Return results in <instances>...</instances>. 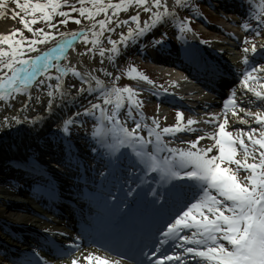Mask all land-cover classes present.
Returning a JSON list of instances; mask_svg holds the SVG:
<instances>
[{
	"label": "snow or ice",
	"instance_id": "1",
	"mask_svg": "<svg viewBox=\"0 0 264 264\" xmlns=\"http://www.w3.org/2000/svg\"><path fill=\"white\" fill-rule=\"evenodd\" d=\"M177 6L196 7L189 0H174L172 5L168 0H0V17L7 13L22 25L0 32V109L14 110V114L2 116L0 131L21 124L35 129L45 115L74 104L79 110L62 117L58 131L67 139L74 126L92 119L90 142L94 146L89 150L108 157L109 163L124 158L132 161L128 171L135 179L128 181L127 197L135 192L139 200L151 194L150 203L155 205L160 192L151 183L144 188L146 179L156 184L181 183L187 190L185 200L155 230L151 243L136 246L131 257L135 264H264V64L250 60L248 53H257L252 36L243 38L251 46L244 47L240 57L244 68L239 98L235 92L229 95L221 113L206 111L185 117L177 109L175 122L163 127L159 120L166 116L149 118L141 110L139 93L143 89L118 86L121 72L104 66L108 61L116 68L117 59L129 47L163 48L167 32L152 34L157 28L173 25L179 38L186 40L190 17L180 18ZM247 7L249 18L256 23L246 19L242 26L259 36L264 30V0H247ZM69 21L84 26L60 31ZM38 24L43 26H34ZM77 40L82 42L81 49L74 47ZM69 50L79 57L70 59ZM68 74L78 83L66 84ZM123 74L154 84L134 65ZM42 95L47 97L45 115L30 114V110L35 112L32 104H40ZM81 97L86 106L80 103ZM230 116L233 122L248 127L229 130ZM253 121L257 126H252ZM187 134L195 138L183 139ZM205 139L208 143L200 146ZM70 150L71 145L66 144V151ZM105 200L115 203L116 197L109 193ZM123 205L121 200L117 207ZM87 235L70 239L60 255L79 251ZM33 257L26 264H48L35 250ZM80 259L73 256L70 264H78ZM82 260L84 264H121L124 256L118 254V259L110 260L88 252Z\"/></svg>",
	"mask_w": 264,
	"mask_h": 264
},
{
	"label": "bare ground",
	"instance_id": "2",
	"mask_svg": "<svg viewBox=\"0 0 264 264\" xmlns=\"http://www.w3.org/2000/svg\"><path fill=\"white\" fill-rule=\"evenodd\" d=\"M174 0H168L169 3L173 2ZM224 26H229L230 24H228V22H223ZM12 28H14V21L12 19L8 18V14L6 13L5 16L0 17V32L3 31H10ZM57 39H59V37H57ZM262 44L264 45V42H262ZM194 52L192 54H190L189 52H192V49H190L188 52L184 51L183 56L185 57L186 60H190L191 63L196 62L198 63H204L205 65L209 66L210 68L213 69L212 73H216L219 69V67L217 66V63L214 62H210L209 59H211L210 55H202L201 52H205V49H201V52L199 50V48H202V45L200 44V41L198 40L197 37H195V44H194ZM164 46L166 47V45L164 44ZM163 46V48H159V49H150L149 53L151 55V57L155 58V59H160L163 58V50L167 49ZM213 46L216 49H222V46L219 44H213ZM74 47L76 49H81L83 47L82 42L77 40L74 42ZM198 48V49H197ZM41 50H43V46H41ZM71 52V50H69ZM73 57H79V53L78 52H71L70 55V59ZM85 61V64H87L88 67H91V64H88L87 62V58L84 57L83 58ZM226 61L228 62V65H231L233 68L236 67V64H234L233 62H231L230 57L229 56H225ZM216 60V59H215ZM75 63V61H73ZM105 63H107V61H105ZM92 64H96L97 67L99 66L96 62L95 59H93ZM105 66V64H104ZM76 67L77 68H81L82 66L79 63H76ZM166 68L165 71L167 72L168 75H170V78H172V81H176V84H174V86L180 91L181 94H183V92L188 91L189 96L191 97H196L197 99L204 101L205 99L203 98V96L199 93L196 92V88H193V86H196L195 84H193V86H188L186 83V79L188 77V72L185 71H178L176 69H173V67H168L165 66ZM179 69V68H177ZM237 67L236 69H231L234 71L236 77V90H237V96H240V93L242 91L241 89V85L239 83V77L241 75V73H239L237 71ZM69 78H74L71 77V74H68V76H66L65 78V83H69L68 80ZM228 78V77H227ZM213 82V81H212ZM74 91V89H73ZM179 94V93H178ZM249 97L251 96V94H248ZM169 99H172V97L174 96H170L169 94H167ZM166 96V97H167ZM165 95H162L161 97V103L163 105L167 104L166 100L164 99ZM47 97L42 95L41 98V103L40 104H32V108L35 109V112H32L30 110V114L35 115L38 114V110H40L42 108L41 105H45ZM81 99V98H80ZM75 105L73 104L72 107H74ZM69 107V106H68ZM61 110L59 108L55 109V113L53 115H45L44 113L41 115H45V119L41 122V124H39L35 129H33L30 125L27 124H21V125H14L13 126V130L9 131L7 129L0 131V169L4 170L7 169L9 171L13 170V171H18L20 173H22V175H26L25 171H28V173L32 174V173H36L38 170L34 169V167H32L31 165H28L26 163L25 160H22V155L25 154L26 152H28V147L29 145H31V143H35L38 142L40 137L39 133H41V129H44L45 126H47L48 124H51L52 122L55 121H60L62 117H65V113L67 112V108ZM219 108V107H218ZM221 108H219L220 110ZM253 110H255V107H253ZM12 115L14 114V110L12 109H0V119H2L3 115ZM243 113H241L242 115ZM230 119V123L233 125L234 128L236 127H244L247 128V125H243L240 123H235L232 121L231 116L229 117ZM200 127H205L207 128L208 125H199ZM252 126H257L255 125V122L253 121ZM40 131V132H39ZM39 132V133H36ZM54 137V136H53ZM84 141H78V143H70L71 145V150L69 151V153L71 155H74V157H76V159H79L81 157H86V156H91L94 157L98 160H104V162L109 163L108 161V157L104 156H96L94 153H92L89 149L90 146H94V144H91L90 142V137L89 138H85L83 139ZM51 142V141H50ZM57 139H55V143H57ZM247 142V141H246ZM208 143V141L206 142V144ZM43 146V145H42ZM40 149H42L44 151V149L42 147H40ZM40 151L39 149L35 150V152ZM25 157V155H24ZM127 163H131L132 161L129 158H124L121 161H116L114 162V165L117 166L118 164L120 166H122V164L127 166ZM118 165V166H119ZM28 178H31L28 176ZM165 184L168 186L166 187ZM164 185H158L154 182V186L159 187L160 189V196L161 197H167L169 200V205L171 204H176L179 201H184L185 198H182L179 194H180V190H174V188L170 187L168 183H165ZM162 186V187H160ZM0 192L4 193L5 195H0V197L6 198L9 197L11 200L13 201H19V206L26 208L28 205H31V207L33 209H36V207L32 206L33 202L29 201L28 199H23V195L21 192H16L14 193V191H7L2 190V188H0ZM53 197V196H52ZM57 201L61 202V197L59 196V198L57 199ZM168 205V206H169ZM4 208H0V222L1 224H3L5 226L6 231H11L14 235H16L15 233H18L20 230H28L29 227H34L35 224H33V221L31 217L24 215L23 213H21L19 210L17 211H13V210H7L6 212L4 211ZM13 211V212H11ZM6 223V225H5ZM10 224H14L17 226H13V225H9ZM36 229V228H34ZM19 230V231H18ZM19 235V234H18ZM7 244L9 246L15 245L13 241L9 240L7 241ZM19 247V245H18ZM71 258L68 259H64L62 262L60 263H54L51 262V264H70ZM49 264V263H48ZM78 264H84L83 260L80 259L78 261Z\"/></svg>",
	"mask_w": 264,
	"mask_h": 264
},
{
	"label": "rangeland",
	"instance_id": "3",
	"mask_svg": "<svg viewBox=\"0 0 264 264\" xmlns=\"http://www.w3.org/2000/svg\"><path fill=\"white\" fill-rule=\"evenodd\" d=\"M184 11L190 12V11H192V8L191 9L184 8ZM195 11H197L199 13V15H198V18H196V19L192 18L193 19L192 21L194 22V24H196L195 30L197 33L200 34L202 31L207 30L206 31L208 34L207 37H208L209 41H211V42H213V40L214 41H223L224 38H226L225 41H227V42H231V43L233 42L228 36L224 35V32L220 31L219 28H216V27L211 28L210 27L208 29H205V24L201 23V22H204L205 18L211 19V17H209L207 15V13H204L201 5L197 9L195 7ZM186 14H189V13H186ZM73 15H76V13H73ZM123 16H124V14L122 13L121 17L123 18ZM142 16H143V14H142ZM237 18L238 17H236L235 20L233 21V23L232 24L230 23V24L233 25L237 30V31L235 30V32H237V34H238L237 35L238 41H240V42L243 41L244 34L250 35V36L252 35L254 37L255 35L252 34L251 32H248V34H246V32H245L246 30L242 25H243L244 20H246V19L249 20V22L252 23L253 25L256 22L254 20L250 19L248 14L246 15V17L244 19H242V18L237 19ZM13 21H14V27H21L22 28V25L19 23L18 19L13 20ZM212 22H213V24L218 23L219 25L222 26L223 22H227V21H226V19L223 18V19L218 20V22L216 20L212 19ZM34 26H43V25L38 24V25H34ZM83 26H84V23L77 25L73 21H69L63 28H59V26H58V28L60 31H65V30L70 31L73 29H78V28L83 27ZM161 31L167 32V36L165 37V39L171 38V40H177V45L179 43L183 42V40H184V39L179 38V34L173 25H168V26H165L162 28H157L156 30H154V32L152 34L159 36V33ZM191 31L188 32L186 40H188L189 35H191V33H192ZM24 32H25V35L29 34V33H27L26 30H24ZM262 33H264V32H262ZM177 37H178V39H177ZM56 39H57V37H56ZM186 40H184V41H186ZM258 41H264V37L262 40H258ZM229 48H231V47H229ZM138 51L139 50L137 47H129L126 50V55H123L117 59V61H116L117 67L116 68H113L111 66V63L108 61H107V63H105V67L108 68L109 71H112L114 73L117 71L121 72L120 78L117 81L118 86L129 84L132 87L137 88L136 87L137 84L140 85L142 83H145V81L138 80V79H131L132 81H130L129 77L126 78L125 76L124 77L122 76V74L124 73L125 70H127L129 67L134 65L141 73H143L144 75H147L150 80L158 83L160 86V89L166 88L169 91L175 90L173 88V86L170 87L172 85V82H171L172 78H170V75H168L167 73L161 72V71L159 72L156 69H154V67H149L150 62L143 60V64L145 66H143V64H142V65H139V67H138V64H139L138 63V58H139ZM234 54L235 55L232 57V59L239 64L241 63V65H242V62L240 60V57L243 55L242 49H237ZM262 64H264V61ZM97 75H101V74L97 73ZM102 78L107 80L106 77L102 76ZM135 80H137V82ZM68 82L69 83H78L76 78H69ZM139 82H141V83H139ZM139 95L143 100L142 107L144 108L147 117L149 116V118H151V117H165L166 116L167 119L161 118L159 120L161 127H163L166 124H172L175 122V112L177 109H175V108L172 109L169 107L161 106L155 100L153 101L151 97H147L146 95L142 94L141 92L139 93ZM88 99H94V97H88ZM80 103L85 104V106H86L84 97H81ZM41 106H42V108L40 110H38V114L44 113V105H41ZM66 110H67V112L65 113V115L68 116V115H71V113L73 111H78L79 109L76 106L72 107V105H69V107ZM183 113H184L185 117H188L191 115V113H189L188 111H184ZM60 121H58V122L55 121V122H52L51 124H48L47 126H45L44 129H41L42 131L39 134V136H41V137L45 136L44 139H46L47 136H53L54 133L58 132V127L60 125ZM131 123H132L131 121H128L129 126L131 125ZM93 125H94V121L92 119L85 118V124L83 126H74L72 129L71 135L75 138L88 137V136H90ZM76 127H78V129H79L78 132L76 131L77 130ZM229 130H232V129H229ZM233 134H235V133L233 132ZM165 138L168 139L167 136ZM185 138L186 139H194L195 136L194 135L193 136H185L184 139ZM204 141L199 142V145L204 146L205 145ZM176 146H183V145H176Z\"/></svg>",
	"mask_w": 264,
	"mask_h": 264
}]
</instances>
